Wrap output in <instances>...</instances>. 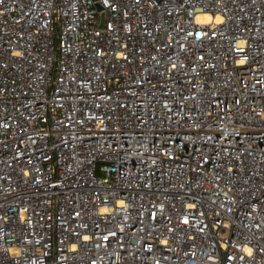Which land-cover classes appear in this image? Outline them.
Wrapping results in <instances>:
<instances>
[{
  "label": "built area",
  "instance_id": "built-area-1",
  "mask_svg": "<svg viewBox=\"0 0 264 264\" xmlns=\"http://www.w3.org/2000/svg\"><path fill=\"white\" fill-rule=\"evenodd\" d=\"M116 262L264 264V0H0V264Z\"/></svg>",
  "mask_w": 264,
  "mask_h": 264
},
{
  "label": "bare ground",
  "instance_id": "bare-ground-1",
  "mask_svg": "<svg viewBox=\"0 0 264 264\" xmlns=\"http://www.w3.org/2000/svg\"><path fill=\"white\" fill-rule=\"evenodd\" d=\"M199 18L201 19V20H209L211 17H210V15L209 14H201L200 16H199ZM220 17H218V19H219Z\"/></svg>",
  "mask_w": 264,
  "mask_h": 264
},
{
  "label": "rangeland",
  "instance_id": "rangeland-1",
  "mask_svg": "<svg viewBox=\"0 0 264 264\" xmlns=\"http://www.w3.org/2000/svg\"><path fill=\"white\" fill-rule=\"evenodd\" d=\"M223 236L225 237V236H229V233L228 232H225V233H223Z\"/></svg>",
  "mask_w": 264,
  "mask_h": 264
},
{
  "label": "water",
  "instance_id": "water-1",
  "mask_svg": "<svg viewBox=\"0 0 264 264\" xmlns=\"http://www.w3.org/2000/svg\"><path fill=\"white\" fill-rule=\"evenodd\" d=\"M116 264H131V263H119V262H116Z\"/></svg>",
  "mask_w": 264,
  "mask_h": 264
}]
</instances>
